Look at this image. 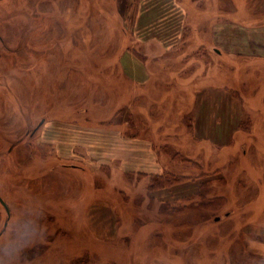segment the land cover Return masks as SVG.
<instances>
[{
	"label": "rangeland",
	"instance_id": "374dc122",
	"mask_svg": "<svg viewBox=\"0 0 264 264\" xmlns=\"http://www.w3.org/2000/svg\"><path fill=\"white\" fill-rule=\"evenodd\" d=\"M149 1L134 4L127 33L107 5L93 7L84 30L66 40L61 27L78 17L81 0H0V264H264V0H174L183 43L168 54L133 28ZM52 14L68 22L47 23ZM87 36L93 54L116 64L101 71L107 78L85 82L68 70L64 50L75 41L85 54ZM201 44L207 55L186 60ZM126 46L145 55L147 83L116 67ZM63 135L71 136L66 156L55 141ZM107 135L120 140H98ZM127 137L152 152L140 148L133 171L114 156L126 153ZM177 152L199 165L173 161ZM152 157L161 173L193 179L150 190L158 171L141 163ZM56 158L82 165L73 170ZM48 162L57 168L35 178ZM202 172L225 181L205 191ZM201 192L225 196V210L216 216L200 207ZM115 200L128 202L126 212Z\"/></svg>",
	"mask_w": 264,
	"mask_h": 264
},
{
	"label": "trees",
	"instance_id": "16d2710c",
	"mask_svg": "<svg viewBox=\"0 0 264 264\" xmlns=\"http://www.w3.org/2000/svg\"><path fill=\"white\" fill-rule=\"evenodd\" d=\"M83 3V5L79 3L78 7H76L75 9V12L77 13L78 17L73 20V22L69 23V25H64L65 23H67V17H66V20L63 19L61 16H58V15H48L45 19H46V22L48 23V19L47 18H51L53 16H57L55 18V20L58 22L60 21L61 23L63 22V25L61 27V29H65L67 30V34H66V40L69 36V33L71 31H73V34H75L76 31H78V27H82L83 30L85 28V14L88 13L90 15V12H91V9H97V10H104L105 7L107 5H111L112 7V10L113 12H118L120 18L122 19H116L115 17H111V19L113 20L112 22L114 24H117L118 26L117 27H123V31L125 33L126 32V29L130 23V17L133 15V12H132V8L134 6V4L138 5V3L140 2V0H81ZM85 5V6H84ZM65 20V21H64ZM110 20V19H109ZM65 22V23H64ZM83 25V26H82ZM64 27V28H63ZM25 31L28 32V36L30 38V34H31V29H26ZM24 31V32H25ZM120 36H122L121 33H119ZM24 36L19 34V37H18V42L23 38ZM29 38H26L24 37L23 39H25L24 41H28L29 42ZM69 39V38H68ZM212 43H213V40H212ZM83 44V47H84V53H82V49L79 47V43H76L75 41H71V43L67 46L66 50H64L63 52V56L64 57H68L70 58L69 61H67V64H68V70H75L77 71V73L75 75H78V78H83L86 82L87 79H90V78H101V77H106L104 75H102L101 71L103 69L105 70H108L110 69L111 67L115 66L116 64H113V65H108L106 64L105 62H103V59L100 55V53L102 51H100L98 49V52L93 54L92 53V50L90 49V37L87 36L86 39L83 40L82 42ZM125 51L124 52H132L134 53L136 56H138L139 58L141 59H145V55L142 54V53H139L137 51H135L133 49L132 46H126V48L124 49ZM206 52L204 51V47L203 45L201 44L200 47L193 51L192 52V56H186V60L187 59H191L193 56H196V57H199V58H202L204 56H206ZM121 56H123L122 54L121 55H118L117 58L115 59V63H120L118 64L116 67L120 69H123L122 67V64H121ZM88 65V67H87ZM89 67H93L92 69L90 70H87ZM67 70V71H68ZM90 71H94V72H90ZM120 72V71H119ZM114 74V73H113ZM113 74H107L109 77H112ZM77 78V76H75ZM107 78V77H106ZM79 80V79H77ZM101 83L105 84L104 82L100 81ZM102 84V85H103ZM72 107V106H71ZM74 108V107H72ZM61 110V109H60ZM66 110V109H65ZM57 111V110H56ZM59 112V111H58ZM60 112H63L60 111ZM72 111L70 110V113ZM74 113L75 114H78V118L74 121H76L77 123L80 122L81 125H86L87 124V121L85 120V118L83 119L81 117V115H83L84 113H81L80 114L78 113V110H74ZM80 119V120H79ZM239 128H243L244 130L246 131H249L251 129V122L249 121L248 125L244 124V122H240L239 123ZM58 159V158H56ZM172 160L175 161V162H183V163H187L189 162L190 165L192 166H196V165H199V163L197 161H193V160H190V159H187L186 157H184L182 154H180L179 152L175 153L172 157ZM55 162L57 161L59 164L61 163H64V167L67 166V167H70L72 168L73 170H79L80 168V165L82 164H65V162H61L59 159L58 160H54ZM54 168H57V165L56 164H51L48 162V166L46 167V169L41 172V173H38L36 177L40 176V175H43L45 174L46 172H52L54 170ZM217 169L214 171L215 173H217ZM215 173L209 175L208 172H202L199 177L201 176H206L208 177L207 180L204 181L203 183V186L205 187V191H207V188L206 186L211 183L213 180L215 179H219L221 182H224L225 179L220 176L218 177ZM145 174V173H144ZM187 179H193L192 176H187V175H178V174H175L173 172H169V171H164L160 174H150L149 176V184H148V188L150 190H159V189H163V188H169V187H172L173 185H176L178 183H181ZM94 191H97V188H95ZM206 194L201 192L199 193V197L201 199V201L198 203V205L202 208H204L206 211L208 212H212V214H216L217 212L219 213L220 211L223 212L226 208V205H227V198L223 195H212V196H208V197H205L204 195ZM116 202H119L117 200H115ZM128 202L125 203V205H127ZM124 204H122L121 202H119L118 204H116V210L118 209H122L123 212H126L125 211V208H127V206L125 207ZM53 208V206H52ZM221 213L217 214L216 216L220 215ZM175 215V213H167L166 216L167 217H171ZM201 222V221H200ZM199 222V223H200ZM85 250L86 249H89L88 248H84ZM76 264H88L87 261L86 262H82V261H78V263Z\"/></svg>",
	"mask_w": 264,
	"mask_h": 264
},
{
	"label": "crops",
	"instance_id": "0c3cea01",
	"mask_svg": "<svg viewBox=\"0 0 264 264\" xmlns=\"http://www.w3.org/2000/svg\"><path fill=\"white\" fill-rule=\"evenodd\" d=\"M182 12H183L182 9L176 4L174 0H168L167 3L163 2L162 0H151L148 2V6L144 7V9L141 11V15L139 13L140 16L136 18L137 20L135 24H133V28H135L137 36L140 37L143 43L150 44L151 47L153 48L157 46L162 49L163 53L168 54L171 51V49H173L179 43L180 44L183 43L181 34L179 35L181 30L180 25H174L172 23V21L176 18V16L178 18L182 16L183 14ZM168 22L170 24L169 27L171 28V30L174 31V33H172V36H166L164 33V28ZM130 61L131 63H129ZM121 64L123 67V72L121 74L129 78L131 77L132 79L134 78V80L138 81L141 84L147 83L148 79L151 78L150 71L147 70L144 65V60L139 58L132 52L127 51L123 54V56L121 57ZM135 66L137 67V69H132V67ZM239 123H240L239 121L234 122L233 125L238 128ZM115 135L98 136L99 137L98 140H102V138H107L108 140L110 138H112L113 140L116 139L120 140V138ZM64 136L65 135L61 137ZM75 136L78 137V134H75ZM70 137L71 136H69L68 139L67 137L64 138L57 137V140H55L57 143H59L58 146L62 149V156H66V153L70 152L69 149ZM122 141H124L123 147L126 153L123 155L122 153L119 152L116 153V155L114 156L118 159L119 158L123 159V162L119 163V168L121 170L133 171L131 170L133 169L132 168L133 159L138 156V152L141 151L140 148L146 146L145 145L141 146L139 142L143 140L135 137L134 138L127 137L125 138V140L122 139ZM75 147L76 145L73 147L72 154L75 152L76 149ZM148 148L149 151L151 152L150 149L151 147L150 146L146 147V150H148ZM127 162H129V165H127ZM145 163H147L148 167H151L154 171L156 170L158 171V172H152V174L161 173L160 169H158L157 160L154 157H152V159H149V162H142L141 165L144 166ZM94 167H99V165L95 163ZM142 169H144V167H142ZM144 173L146 172H143V174ZM170 188L172 187H169V189Z\"/></svg>",
	"mask_w": 264,
	"mask_h": 264
},
{
	"label": "flooded vegetation",
	"instance_id": "af4514ba",
	"mask_svg": "<svg viewBox=\"0 0 264 264\" xmlns=\"http://www.w3.org/2000/svg\"><path fill=\"white\" fill-rule=\"evenodd\" d=\"M6 50V37H5V34L4 32L1 34L0 33V70H4L3 68V65H2V62H3V56H4V52ZM1 197V196H0ZM2 198V197H1ZM3 200V199H2ZM4 201V200H3ZM1 202V200H0ZM2 203V202H1ZM3 205V204H2ZM5 206V205H4ZM7 211V213H9V210H7L6 207H4ZM4 225H6V222H4Z\"/></svg>",
	"mask_w": 264,
	"mask_h": 264
},
{
	"label": "water",
	"instance_id": "95a60500",
	"mask_svg": "<svg viewBox=\"0 0 264 264\" xmlns=\"http://www.w3.org/2000/svg\"><path fill=\"white\" fill-rule=\"evenodd\" d=\"M0 200L2 201V203H4V205H6V204H5V202L2 200V198H1V197H0Z\"/></svg>",
	"mask_w": 264,
	"mask_h": 264
}]
</instances>
